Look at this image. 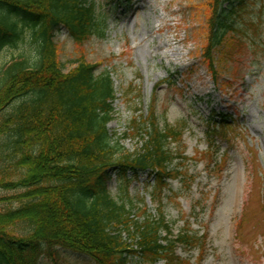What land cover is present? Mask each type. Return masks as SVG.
I'll return each mask as SVG.
<instances>
[{
	"label": "trees",
	"instance_id": "obj_1",
	"mask_svg": "<svg viewBox=\"0 0 264 264\" xmlns=\"http://www.w3.org/2000/svg\"><path fill=\"white\" fill-rule=\"evenodd\" d=\"M242 4H206L202 55L215 82L214 51L236 31L232 17ZM104 23L89 0H0V51L24 38L31 46L0 69V189L13 191L0 197V264H39L60 248L96 264H128L134 255L141 264H178L177 245L205 248L206 236L189 222L174 235L162 209L168 181L180 178L189 187L192 178L178 169L183 164L175 161L185 157L170 146L183 126H159L152 109L139 127L144 143L124 152L107 129L115 95L109 71L96 74L98 65L83 58L62 66L54 31L64 27L80 45L103 37ZM219 116L210 126L212 144L232 122ZM111 171L120 183L116 197L107 188ZM139 173L153 177L156 214H139L129 193Z\"/></svg>",
	"mask_w": 264,
	"mask_h": 264
},
{
	"label": "rangeland",
	"instance_id": "obj_2",
	"mask_svg": "<svg viewBox=\"0 0 264 264\" xmlns=\"http://www.w3.org/2000/svg\"><path fill=\"white\" fill-rule=\"evenodd\" d=\"M89 1L105 21L104 36L79 45L60 26L54 41L64 70L83 58L98 65L96 74H111L112 143L124 152L138 150L144 143L139 127L152 109L159 126H183L170 146L185 157L175 161L183 164L178 169L192 178L189 187L180 178L168 181L162 209L174 235L189 222L206 238L204 250L177 245L178 264H264V0H242L237 8L236 31H228L214 51L216 82L202 55L208 0ZM30 49L25 38L4 47L0 69ZM220 113L232 122L212 144L210 126ZM152 183V176L139 173L129 184L139 214H156ZM119 185L111 171L107 188L115 197ZM12 193L0 189V197ZM128 261L141 264L135 255ZM39 264L96 263L60 248Z\"/></svg>",
	"mask_w": 264,
	"mask_h": 264
}]
</instances>
